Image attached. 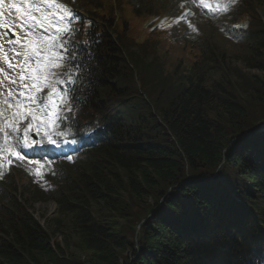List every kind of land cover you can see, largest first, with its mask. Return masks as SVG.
<instances>
[{
    "label": "trees",
    "instance_id": "obj_1",
    "mask_svg": "<svg viewBox=\"0 0 264 264\" xmlns=\"http://www.w3.org/2000/svg\"><path fill=\"white\" fill-rule=\"evenodd\" d=\"M109 1L78 0L85 15L64 32L68 119L52 131L77 141L62 148L79 165L22 186L21 200L1 188L0 264H264V131L252 132L264 124L253 3L264 0L237 2L250 19L234 30L243 67L199 38L187 73L164 63L155 38L139 44L126 19L114 25ZM24 192L57 203L53 226L66 216L59 243Z\"/></svg>",
    "mask_w": 264,
    "mask_h": 264
},
{
    "label": "snow or ice",
    "instance_id": "obj_2",
    "mask_svg": "<svg viewBox=\"0 0 264 264\" xmlns=\"http://www.w3.org/2000/svg\"><path fill=\"white\" fill-rule=\"evenodd\" d=\"M48 4V11L40 5L31 2V0H22L21 4L5 0H0V28L12 29L14 40H10L12 51L15 53L13 59H19L16 65L9 63L10 68H18L19 76V97L16 98V110L11 114V119L0 126V133L4 136L5 147L0 148V152H7L11 156H15L17 160L25 159L21 155L26 149L32 151L45 149V145L54 146L60 149L67 144H75V139H58L65 136L63 131H52V127L59 128L61 124L67 121L68 116L64 111V105L67 101L64 99L66 89H58L54 80L55 73L52 68L60 67L62 62L68 56V41L60 38L63 32L71 31L70 25L77 19L74 14L63 4L54 3V0H44ZM5 9H14L19 13L16 19L9 24L4 20ZM227 11V8L221 9ZM19 29V33L15 29ZM8 32L0 33V36L6 37ZM17 45L19 49L17 50ZM3 51V45L0 44V52ZM74 53L73 55H77ZM7 60V56L4 57ZM3 69L0 68V72ZM12 83H17L12 80ZM44 89H50L46 96L41 95ZM12 95V93H9ZM12 107V105H9ZM68 112L71 109H67ZM0 115H3L0 111ZM26 123L23 128V141L15 146L9 145V136L15 134L17 137L21 135V125ZM10 129L11 131H6ZM30 132L36 138H32ZM19 148L20 151L16 149ZM69 160L71 156L67 157ZM6 159V157H5ZM31 163L40 164L39 160ZM11 163V160H8ZM51 163V161H49ZM44 167L40 164V168ZM39 175V171L37 172ZM3 173L0 172V178Z\"/></svg>",
    "mask_w": 264,
    "mask_h": 264
},
{
    "label": "rangeland",
    "instance_id": "obj_3",
    "mask_svg": "<svg viewBox=\"0 0 264 264\" xmlns=\"http://www.w3.org/2000/svg\"><path fill=\"white\" fill-rule=\"evenodd\" d=\"M153 8L160 9L162 12H169L172 1L173 0H147ZM192 3L196 6L193 18L197 22V26L200 28V30L204 33V35L208 36L209 39L215 43L217 47L223 52V54L226 56L229 62L233 63V65H238L239 67H243V56L246 53V50L243 48L244 46H241L240 42H235L234 40H231L227 38L225 35V26L222 24L226 22L225 13L222 11V5L216 4V7L213 5V2L208 0H200L198 3L192 0ZM136 7V6H135ZM257 8L261 12L262 16L264 17V3H257ZM13 12L11 10L5 9V17L4 20H8L10 24L13 23V20L15 17L17 18L18 15L12 14ZM191 16V14H190ZM231 17V16H230ZM6 18V19H5ZM15 18V19H16ZM19 21V20H18ZM246 23V22H244ZM139 28V27H138ZM11 32H13L12 29H10ZM15 32L18 34L19 29H15ZM0 33H3L2 28H0ZM3 37V36H2ZM6 37L0 39V44L3 45V51L0 52V61L4 63V65L0 64V68L3 69L2 72H0V111H2L3 115H0V126H3L5 123H7L12 117L11 114L16 110V98L19 97V91L21 90L19 88V76L18 68H10L9 63L16 65L19 59L17 58L13 59L15 56V53L12 51V45L9 43L10 40ZM17 50L19 49V45H17ZM159 51V54L161 55L162 60L164 63L167 64L168 67H176L179 72H186L189 68V62L186 59L185 54L181 51L180 46H172V48L166 52L163 47H159L157 49ZM5 56H7V60H5ZM9 69V70H8ZM243 69V68H241ZM244 71H248L247 69H243ZM254 73H258V75L262 74L261 71H253ZM12 80H16L17 83H12ZM9 93H12V95H9ZM9 105H12V107H9ZM6 131H11L10 129H6ZM10 141L13 142L10 143ZM23 139L20 137H17L15 134H11L9 136V145L15 146L17 143H22ZM5 147L4 145V136L3 133H0V148ZM18 151H20L19 148H17ZM30 152L27 150L25 151V159L23 160H17L15 156L9 155L7 152H0V167L5 169H13L14 166L18 169V171L14 172V181L15 184L18 186V188L22 185H25L28 181L27 174H25L26 171L32 172L33 171V165H34V172L39 173L41 171H45V173H48V170L50 168V164L46 163L45 166L41 169L40 164L31 163L26 158ZM6 157V159H5ZM8 160H11V163H8ZM34 162V161H33ZM75 163H72V166ZM77 167V166H76ZM76 167H72V169H75ZM78 168L77 170H79ZM25 187V186H24ZM20 189V188H19ZM18 189V193H19ZM16 193V194H18ZM25 197H27V202L25 203L27 206V209L29 212L33 215V217L38 220L43 226H49L54 230L53 235H51L52 231L50 232L51 241L54 242V244L61 240L62 237V227H65L66 229L68 227V219L66 216L61 220L60 226L58 225V228L53 226L56 221V217H58V206L55 201H53L50 197H42L41 199H35L30 198L27 196V193L24 194ZM53 224V225H52Z\"/></svg>",
    "mask_w": 264,
    "mask_h": 264
}]
</instances>
